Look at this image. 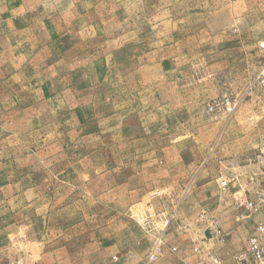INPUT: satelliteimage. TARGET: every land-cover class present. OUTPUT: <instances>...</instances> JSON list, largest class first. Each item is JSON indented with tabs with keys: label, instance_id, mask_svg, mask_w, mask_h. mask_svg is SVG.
Here are the masks:
<instances>
[{
	"label": "rangeland",
	"instance_id": "obj_1",
	"mask_svg": "<svg viewBox=\"0 0 264 264\" xmlns=\"http://www.w3.org/2000/svg\"><path fill=\"white\" fill-rule=\"evenodd\" d=\"M215 2L0 0V166L11 173L0 264H84L91 249L77 234L97 225L115 167L214 149V137L243 128L264 147V38L225 61L228 38L260 32L228 30L245 21L215 13ZM242 229L206 246L231 263L247 246Z\"/></svg>",
	"mask_w": 264,
	"mask_h": 264
},
{
	"label": "crops",
	"instance_id": "obj_2",
	"mask_svg": "<svg viewBox=\"0 0 264 264\" xmlns=\"http://www.w3.org/2000/svg\"><path fill=\"white\" fill-rule=\"evenodd\" d=\"M234 2L224 0L221 5L216 0L212 10L242 16L246 25L235 29L236 24L231 23L228 30L258 29L260 34L254 41L228 38L222 45L226 48L227 62L237 61L233 52L236 50L240 51L239 60L248 56V48L260 47L259 40L264 38V0H240L238 11L234 10ZM214 142L217 143L214 149L163 150L151 154L154 161L146 166L110 170L114 182L108 192L105 189L99 196L97 225L85 223L86 229L77 234L86 241L84 248L91 249L84 264H140L153 239L161 233L165 235V251L151 264H191L197 259L189 243L191 239L201 238L215 227H220L231 239L242 237V228L248 227L251 233L255 220L242 219V208L236 202L253 185L250 171L254 166L247 159L262 147V137L243 128L240 134L217 135ZM0 155L4 158L3 151ZM10 174L9 168L0 166L1 215L5 214V207L7 212L10 208ZM224 179L229 181L225 188ZM22 206L25 211L26 202ZM21 211L19 204V216ZM3 219L4 215L2 222ZM21 222L19 229L24 224ZM76 229L70 228L78 232Z\"/></svg>",
	"mask_w": 264,
	"mask_h": 264
},
{
	"label": "built area",
	"instance_id": "obj_3",
	"mask_svg": "<svg viewBox=\"0 0 264 264\" xmlns=\"http://www.w3.org/2000/svg\"><path fill=\"white\" fill-rule=\"evenodd\" d=\"M262 47L264 48V42ZM259 78L264 89V69L261 71ZM247 160L248 163L254 166L250 171V182L253 185L248 186L247 193L236 202L237 206L242 208L240 213L242 219L255 220L254 227L247 238V246L235 252L232 256V262L227 263L206 246V239L225 237L222 229L215 227L214 230H211L210 237H205L201 244L193 245V252L197 254V259L191 264H264V147L257 149ZM228 183L227 179L222 180L223 188L227 187ZM165 247V235L161 233L155 238L150 251L146 255L144 264L157 261L164 253ZM176 249L173 248V250Z\"/></svg>",
	"mask_w": 264,
	"mask_h": 264
},
{
	"label": "water",
	"instance_id": "obj_4",
	"mask_svg": "<svg viewBox=\"0 0 264 264\" xmlns=\"http://www.w3.org/2000/svg\"><path fill=\"white\" fill-rule=\"evenodd\" d=\"M206 235H207L208 237H210V236H211V233H210V232H207Z\"/></svg>",
	"mask_w": 264,
	"mask_h": 264
}]
</instances>
